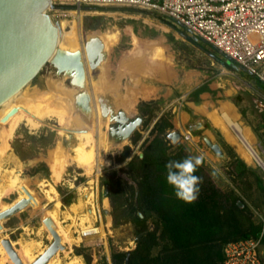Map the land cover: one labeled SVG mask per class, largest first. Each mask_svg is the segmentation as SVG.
Instances as JSON below:
<instances>
[{"label": "rangeland", "instance_id": "rangeland-1", "mask_svg": "<svg viewBox=\"0 0 264 264\" xmlns=\"http://www.w3.org/2000/svg\"><path fill=\"white\" fill-rule=\"evenodd\" d=\"M69 8L48 15L61 25L59 56L67 64L81 60L82 85L69 72H76L73 66L60 69L51 62L23 90V103L15 100L6 113L0 108V212L27 198L23 187L36 200L2 223L0 264H13L4 239L13 242L25 264L42 256L54 243L44 225L47 218L66 248L49 264H115L114 256L135 251L136 239L146 232L157 233V256L167 244L152 204L161 194L155 190L142 209L133 211L139 184L145 177L156 184L155 169L141 164L152 151L172 160L202 156L198 195L217 191L228 202L235 196L262 227L264 170L239 151L221 119L224 113L234 116L264 160V89L250 85L212 47L197 44L189 38L194 35L165 16L124 7ZM143 103L150 105L141 111ZM16 108L14 124L4 123ZM9 131L6 138L3 133ZM174 132L182 134L181 141L169 138ZM205 136L221 146L224 159ZM80 146L91 150V173L76 158ZM140 214L147 227L143 232L132 222Z\"/></svg>", "mask_w": 264, "mask_h": 264}, {"label": "trees", "instance_id": "trees-1", "mask_svg": "<svg viewBox=\"0 0 264 264\" xmlns=\"http://www.w3.org/2000/svg\"><path fill=\"white\" fill-rule=\"evenodd\" d=\"M154 17L177 28L174 22L165 17ZM189 38L200 44L197 38ZM200 45L210 49L203 43ZM262 88L264 89V86ZM149 105L143 103L141 111ZM171 160L165 156H156L154 151L147 152L141 160L143 167L154 168L157 172L156 184L152 186L148 177L139 184L138 205L133 211L142 209L152 192L158 191L162 199L152 201V204L161 219L162 238L167 244L155 256L153 249L159 245L157 233H148L138 242L137 249L131 252L130 264H224V249L227 244L257 238L262 227L251 221L248 206L235 196L232 202H228L224 195L214 190L211 195H198L192 203L178 200L173 188L166 181L165 164ZM195 175L198 176L197 172ZM107 195L110 196L109 191ZM132 222L136 227H140L142 232L147 228L145 220L139 215ZM126 259L127 253L114 256L115 264H125Z\"/></svg>", "mask_w": 264, "mask_h": 264}, {"label": "built area", "instance_id": "built-area-1", "mask_svg": "<svg viewBox=\"0 0 264 264\" xmlns=\"http://www.w3.org/2000/svg\"><path fill=\"white\" fill-rule=\"evenodd\" d=\"M53 4L78 10L124 7L165 16L264 85V0H53ZM224 259V264H264V222L257 238L227 244Z\"/></svg>", "mask_w": 264, "mask_h": 264}, {"label": "water", "instance_id": "water-1", "mask_svg": "<svg viewBox=\"0 0 264 264\" xmlns=\"http://www.w3.org/2000/svg\"><path fill=\"white\" fill-rule=\"evenodd\" d=\"M65 9L71 8L55 7L53 0H0V108L32 84L53 61L59 49L61 25L48 15V11ZM18 112V108L12 110L3 122H7ZM190 130L194 131L195 127L191 126ZM169 138L177 143L183 136L179 132H174ZM204 141L218 157L225 158L219 144L213 143L207 136L204 137ZM22 189L27 198L0 212V232L3 231V222L29 206L36 205L31 192L26 187ZM106 197L108 198L107 194ZM44 225L53 236L54 243L33 264H48L60 251L66 249L53 219L47 218ZM148 233L141 234L136 241L139 242ZM1 244L13 264H25L11 240L4 239ZM130 256L131 252H128L126 264H130Z\"/></svg>", "mask_w": 264, "mask_h": 264}, {"label": "bare ground", "instance_id": "bare-ground-1", "mask_svg": "<svg viewBox=\"0 0 264 264\" xmlns=\"http://www.w3.org/2000/svg\"><path fill=\"white\" fill-rule=\"evenodd\" d=\"M63 27V26H62ZM63 29V28H62ZM60 31H61V27H60ZM76 40V39H75ZM62 41V31H61V37H60V42H59V46L61 44ZM114 42V41H113ZM77 44V43H76ZM63 50V49H62ZM83 58V57H82ZM65 58H62L59 56V49L58 52L56 54V56L54 57L52 62H55L56 66L60 69L62 68H67V67H71L73 66V68H75V70H77L80 75H83V67L81 64V60L79 59V57H77L76 59H74L75 61H70L69 64H67V62L65 60H63ZM80 60V62H79ZM23 92L21 91L18 95H16L13 99H11L8 103H6L2 109L4 108L5 113L8 112L10 110L11 107H13V102L16 100V104L17 103H23ZM51 107V106H50ZM21 109H25L24 106L21 107ZM41 109V108H40ZM20 110V109H19ZM39 110V109H38ZM62 110V109H61ZM231 113L233 112V114H235L234 109L233 110H229ZM53 112V111H52ZM19 113V112H18ZM17 113V114H18ZM14 115L13 117H11L8 121L9 123H13V121L15 122V119L18 117V115ZM47 115H51V113H47ZM53 115V114H52ZM55 115V114H54ZM7 116V115H6ZM58 116V115H57ZM59 116L61 117V115L59 114ZM27 119V118H26ZM44 119V118H43ZM7 121V122H8ZM221 121L223 123H225L226 127L228 128L227 131L229 132V134L231 135V139L234 140V142L237 144L239 151L245 155V157L247 158V160H249V162L252 163V165H256L259 166L260 168H262L264 170V160L260 157L259 153L257 152V150L255 149L254 146V140L253 137L251 136L250 132L247 129H244L240 124L236 123L234 120V116L232 117L229 113H224L223 118L221 119ZM6 123V122H5ZM32 123V122H31ZM14 124V123H13ZM14 125L12 128V131L14 130ZM7 132V131H5ZM11 131H9L8 133H3L5 134L6 138L8 136V134H10ZM3 138V137H1ZM83 140V139H82ZM81 140V142H82ZM81 147V146H80ZM91 150L90 152L85 151V149L83 148V146L81 148L78 149V155H77V160H79L78 162L83 165L86 166L85 170L88 173L93 172V168L92 166L89 164V158H92V154ZM93 153V152H92ZM60 162V161H59ZM62 163V162H61ZM64 164V163H63ZM64 166V165H62ZM97 170V169H96ZM13 182H16L13 181ZM14 184V183H13ZM25 194V192H24ZM1 195L0 194V202H1ZM26 195V194H25ZM59 227V226H58ZM60 232V230H59ZM62 232V231H61ZM64 236V235H63ZM67 239V238H66ZM64 240V239H63ZM7 253V252H6ZM79 260V259H78ZM74 261V260H73ZM77 261V260H75ZM75 263V262H74ZM49 264V263H48ZM73 264V262H72Z\"/></svg>", "mask_w": 264, "mask_h": 264}, {"label": "clouds", "instance_id": "clouds-1", "mask_svg": "<svg viewBox=\"0 0 264 264\" xmlns=\"http://www.w3.org/2000/svg\"><path fill=\"white\" fill-rule=\"evenodd\" d=\"M202 156H186L181 160H171L165 164L166 181L173 188L178 200L192 203L198 198L201 178L195 173L203 163Z\"/></svg>", "mask_w": 264, "mask_h": 264}, {"label": "crops", "instance_id": "crops-1", "mask_svg": "<svg viewBox=\"0 0 264 264\" xmlns=\"http://www.w3.org/2000/svg\"><path fill=\"white\" fill-rule=\"evenodd\" d=\"M196 38V37H195ZM198 40H200V39H198ZM206 45V44H205ZM206 46H209V45H206ZM214 50V49H213ZM215 51V50H214ZM217 54L224 60V62H225V64L227 65V66H229V68H231V70H233V71H235L236 73H238L239 75H241L242 77H244V75H246L249 79H246L248 82H249V84L250 85H252V86H261V88H262V86H264L262 83H260L259 81H257L255 78H253L252 76H250L248 73H246V72H244L243 70H241L238 66H236L234 63H229V62H227L226 60H225V58L221 55V54H219L218 52H217ZM245 78V77H244ZM254 84H257V85H254ZM113 91V90H112ZM108 92H110V90L108 91Z\"/></svg>", "mask_w": 264, "mask_h": 264}, {"label": "flooded vegetation", "instance_id": "flooded-vegetation-1", "mask_svg": "<svg viewBox=\"0 0 264 264\" xmlns=\"http://www.w3.org/2000/svg\"><path fill=\"white\" fill-rule=\"evenodd\" d=\"M71 75H73V78L75 79V84H77L78 86L82 85V80H83V75H80V73L76 70L75 71H69ZM135 127V123L131 124L128 127V130H133Z\"/></svg>", "mask_w": 264, "mask_h": 264}]
</instances>
